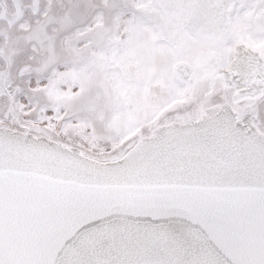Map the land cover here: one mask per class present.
Here are the masks:
<instances>
[{
	"label": "snow or ice",
	"instance_id": "6c2138e0",
	"mask_svg": "<svg viewBox=\"0 0 264 264\" xmlns=\"http://www.w3.org/2000/svg\"><path fill=\"white\" fill-rule=\"evenodd\" d=\"M0 264H264V0H0Z\"/></svg>",
	"mask_w": 264,
	"mask_h": 264
}]
</instances>
